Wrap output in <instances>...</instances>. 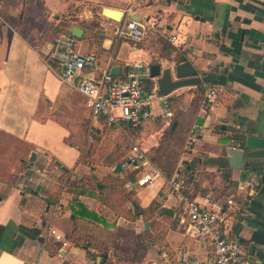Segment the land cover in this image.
<instances>
[{
    "label": "crops",
    "instance_id": "0c3cea01",
    "mask_svg": "<svg viewBox=\"0 0 264 264\" xmlns=\"http://www.w3.org/2000/svg\"><path fill=\"white\" fill-rule=\"evenodd\" d=\"M130 19L149 27L143 40L117 39ZM63 32L96 55L95 74L124 79L129 65L144 63L174 76L183 59L201 84L160 98L155 79H145L151 120L94 128L86 99L50 59ZM213 85L223 91L205 104ZM172 124L167 175L158 168L164 152L150 153ZM135 145L148 164L140 173L155 167L162 177L129 188L138 172L121 164ZM230 149L244 153L243 169L230 166ZM173 181L182 196L221 210V232L241 242L243 264H264V0H0V264L207 260L211 245L197 237ZM127 232L136 238L128 262L118 251Z\"/></svg>",
    "mask_w": 264,
    "mask_h": 264
},
{
    "label": "built area",
    "instance_id": "2783aa9c",
    "mask_svg": "<svg viewBox=\"0 0 264 264\" xmlns=\"http://www.w3.org/2000/svg\"><path fill=\"white\" fill-rule=\"evenodd\" d=\"M149 31L146 24L130 19L116 28L115 35L119 40L139 42L150 33ZM50 59L60 68V79L75 84L78 92L86 99L92 110L94 128L128 125L136 129L153 118V114L148 110L152 97L146 93L144 86V80L151 78L149 65L144 63L129 65L131 69L124 79L115 78L109 70L95 74L98 69L96 55L80 53L77 50L76 37L70 32H63L53 40ZM222 91V87L210 86L206 93L205 104H213ZM164 115L168 118L172 117L170 112H165ZM141 154L142 150L135 145L121 164V169L124 171L138 172V181L128 182L129 188L135 185H151L162 177L161 171L155 167H149L145 173H140L148 166L143 162ZM171 186L185 201L186 213L197 237L208 241L211 245L210 258L185 259V263L243 264L241 242L230 240L221 232L220 226L224 220L221 210L205 208L199 202L182 196L180 193V190L184 189L182 183L173 181ZM56 237L57 240L61 239L60 236Z\"/></svg>",
    "mask_w": 264,
    "mask_h": 264
},
{
    "label": "water",
    "instance_id": "95a60500",
    "mask_svg": "<svg viewBox=\"0 0 264 264\" xmlns=\"http://www.w3.org/2000/svg\"><path fill=\"white\" fill-rule=\"evenodd\" d=\"M104 15L108 18L121 22L123 13L117 10L105 9ZM172 69L161 68L160 65H152L150 67L151 77L155 79V84L157 87V96L164 98L177 91L178 89L197 86L201 84V79L198 77V72L194 68L191 62L186 61L177 64ZM230 166L234 169H243L245 165L244 153L237 149H230L228 151ZM107 256L105 254L101 255L102 263L106 262Z\"/></svg>",
    "mask_w": 264,
    "mask_h": 264
},
{
    "label": "trees",
    "instance_id": "16d2710c",
    "mask_svg": "<svg viewBox=\"0 0 264 264\" xmlns=\"http://www.w3.org/2000/svg\"><path fill=\"white\" fill-rule=\"evenodd\" d=\"M185 62V60L179 61V63ZM152 86V85H151ZM150 91V89H149ZM176 133V128L174 124L170 126V128L165 132L162 142L158 149H154L150 154H158L160 152H164L163 158L166 157V162L161 163L158 165V168L161 169L165 174L171 175L173 170L175 169V166L172 164L173 160V151L175 145L173 144V137ZM152 161L155 162L154 157H152Z\"/></svg>",
    "mask_w": 264,
    "mask_h": 264
},
{
    "label": "rangeland",
    "instance_id": "374dc122",
    "mask_svg": "<svg viewBox=\"0 0 264 264\" xmlns=\"http://www.w3.org/2000/svg\"><path fill=\"white\" fill-rule=\"evenodd\" d=\"M107 128H111V127H107ZM101 148H107L106 145L100 146ZM100 147H97V149H99ZM101 154L100 151L97 152V155ZM116 159V161H120L119 158H114ZM105 169V170H104ZM95 170L98 171L102 177H103V181L105 182V184H109L110 186H112V184L114 182H116L112 176H110V174L106 171V168L103 167H95ZM114 181V182H112ZM116 184V183H114ZM109 189H113L112 187H110ZM133 226V225H132ZM125 235V236H123ZM123 235L121 234V247L120 249H118V251L120 252L121 255V260H125L126 262L128 261H132L133 258V247L135 245V235L131 234V233H123ZM137 243V242H136ZM136 250V249H135Z\"/></svg>",
    "mask_w": 264,
    "mask_h": 264
}]
</instances>
